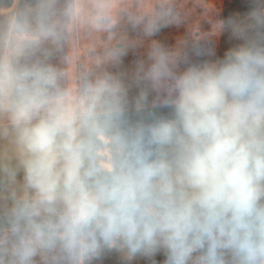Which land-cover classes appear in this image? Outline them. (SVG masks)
<instances>
[{
	"label": "clouds",
	"instance_id": "9594fccd",
	"mask_svg": "<svg viewBox=\"0 0 264 264\" xmlns=\"http://www.w3.org/2000/svg\"><path fill=\"white\" fill-rule=\"evenodd\" d=\"M35 15L33 34L54 42V0H39ZM179 19L161 4L145 31ZM95 23L108 26L109 13ZM219 27L231 46L219 56L198 48L183 67L154 44L133 74L136 95L119 74L86 84L88 103L71 124L52 102L54 69L13 74L17 158L4 168L0 239L9 264H92L107 254L264 264V0ZM149 89L163 93L159 106L149 107Z\"/></svg>",
	"mask_w": 264,
	"mask_h": 264
},
{
	"label": "rangeland",
	"instance_id": "374dc122",
	"mask_svg": "<svg viewBox=\"0 0 264 264\" xmlns=\"http://www.w3.org/2000/svg\"><path fill=\"white\" fill-rule=\"evenodd\" d=\"M38 2L0 5V179L6 185L4 168L17 158L8 110L15 97L11 78L21 68L55 70L52 102L60 103L64 119L71 124L88 103L85 85L104 74H119L129 86V95L138 94L132 77L139 65L148 63L154 44L176 54L181 67L195 59L198 48L218 56L223 51L219 25L225 0H54L59 20L54 42L33 34ZM161 4H170L179 13V22L148 34L145 26ZM105 11L111 23L97 26L96 16ZM112 53H118V59ZM162 97L163 93L149 89V107L159 106ZM128 110L137 109L130 106ZM6 197L7 187L0 190V208L10 207ZM140 259L133 260L139 263Z\"/></svg>",
	"mask_w": 264,
	"mask_h": 264
},
{
	"label": "trees",
	"instance_id": "16d2710c",
	"mask_svg": "<svg viewBox=\"0 0 264 264\" xmlns=\"http://www.w3.org/2000/svg\"><path fill=\"white\" fill-rule=\"evenodd\" d=\"M255 6H256V0H225L223 5V10L221 13L222 21L230 16H234L237 14L240 15L246 14L251 8ZM220 42L223 51L219 55H222L223 52L232 44L229 35L223 30L221 32ZM127 116L130 121H135L136 119H138V111L127 110ZM101 152L102 153L104 152L103 147L101 148ZM5 187L6 184L0 179V190L5 189ZM6 208L7 207L5 206L0 208V239H2L7 232V224L4 220V213ZM155 259L157 260V264H161L163 260V256L161 254H158L155 257ZM9 261H10V256L5 252H0V264H9ZM92 264H148V262L142 257L139 263H137L135 260H131V261L123 260L116 254H107L97 260L92 261Z\"/></svg>",
	"mask_w": 264,
	"mask_h": 264
},
{
	"label": "water",
	"instance_id": "95a60500",
	"mask_svg": "<svg viewBox=\"0 0 264 264\" xmlns=\"http://www.w3.org/2000/svg\"><path fill=\"white\" fill-rule=\"evenodd\" d=\"M17 2H18V0H0V5L3 4V3H7V4H9L10 6H12L13 3L16 5ZM15 5H14V6H15ZM3 6H4V5H3Z\"/></svg>",
	"mask_w": 264,
	"mask_h": 264
}]
</instances>
